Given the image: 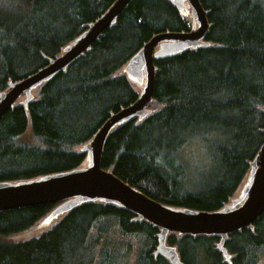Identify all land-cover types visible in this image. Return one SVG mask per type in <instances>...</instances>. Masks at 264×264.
Returning <instances> with one entry per match:
<instances>
[{
  "label": "trees",
  "instance_id": "obj_1",
  "mask_svg": "<svg viewBox=\"0 0 264 264\" xmlns=\"http://www.w3.org/2000/svg\"><path fill=\"white\" fill-rule=\"evenodd\" d=\"M112 3L0 0V91L47 65ZM202 4L211 23L207 40L216 45L155 61L150 107L156 111L115 128L101 164L159 202L212 211L236 195L264 142V0ZM190 26L169 0H133L89 51L35 92L28 107L17 103L0 120V182L79 168L86 159L80 146L138 98L120 70L154 35ZM197 139L213 147L210 181L190 173L186 158ZM55 207L0 211V264H171L153 254L161 228L112 204L84 203L39 235L11 239ZM219 240L172 233L167 243L185 264H264V214L254 229L230 235L232 263Z\"/></svg>",
  "mask_w": 264,
  "mask_h": 264
},
{
  "label": "water",
  "instance_id": "obj_2",
  "mask_svg": "<svg viewBox=\"0 0 264 264\" xmlns=\"http://www.w3.org/2000/svg\"><path fill=\"white\" fill-rule=\"evenodd\" d=\"M132 1L113 0L112 5L96 20L87 24L85 30L65 45L59 55L49 57L47 65L27 77L10 81L9 87L0 91V120L17 103L28 107L29 102L35 99V92L89 51L107 28L117 23ZM169 1L191 19L192 28L154 35L120 70L137 88L138 98L119 112H113L93 137L80 146V151L86 152L82 165L33 179L0 182V211L57 204L27 234L38 235L42 232L36 231L40 225L47 223L50 227V222L58 221L77 206L99 202L125 208L136 215V220L145 219L160 227L154 255L166 257L171 264H184L177 247L167 243L172 233L218 236V249L232 263V256L226 247L230 234L243 228L253 229L254 223L264 214V142L253 160L249 161L250 168L236 195L221 208L212 211L159 202L116 176L111 169L102 167L105 143L112 130L133 119L140 122L156 111L149 107L154 100L157 72L155 61L189 49L214 45L206 40L211 24L202 0Z\"/></svg>",
  "mask_w": 264,
  "mask_h": 264
},
{
  "label": "rangeland",
  "instance_id": "obj_3",
  "mask_svg": "<svg viewBox=\"0 0 264 264\" xmlns=\"http://www.w3.org/2000/svg\"><path fill=\"white\" fill-rule=\"evenodd\" d=\"M189 146H192L191 144ZM212 149L213 147L208 145L205 141H202L200 139H197L193 142L192 150L193 152H189L188 148L185 147L184 150L186 153H190V159L186 158L187 161L192 162L190 164V173L193 177H196V179L199 182L202 181H210V176L212 173V167L214 166L213 157H212ZM189 170V168H188ZM54 221L50 222L51 225ZM49 223V224H50ZM48 227L47 223H44L40 225L36 231L41 232L44 229ZM27 232H23L21 234H18L14 236V239H20L24 237H30L32 235L26 234ZM36 234V233H35ZM33 234V235H35ZM132 259V255H131Z\"/></svg>",
  "mask_w": 264,
  "mask_h": 264
},
{
  "label": "bare ground",
  "instance_id": "obj_4",
  "mask_svg": "<svg viewBox=\"0 0 264 264\" xmlns=\"http://www.w3.org/2000/svg\"><path fill=\"white\" fill-rule=\"evenodd\" d=\"M190 20H191V19H190ZM89 23H90V22H88L87 24H89ZM87 24H85V26H86ZM210 24H211V23H210ZM114 25H115V24H114ZM112 26H113V25H112ZM110 27H111V26H110ZM85 28H86V27H85ZM191 28H192V21H191V26H190V28H189L188 30H190ZM84 30H85V29H84ZM188 30H187V31H188ZM185 31H186V30H185ZM208 32H209V31H208ZM81 33H82V32H81ZM81 33H80V34H81ZM207 34H208V33H207ZM206 40H207V36H206ZM207 41H210V40H207ZM210 42H212V41H210ZM212 43H214V42H212ZM214 45H216V44L214 43ZM214 45H211V46H214ZM201 47H209V46H201ZM198 48H200V47H198ZM198 48H196V49H198ZM10 81H13V80H10ZM10 81H9V83H10ZM8 87H9V85H8ZM35 97H36V95H35ZM33 100H34V99H33ZM33 100H32V101H33ZM153 102H154V100H153ZM29 103H30V102H29ZM28 105H29V104H28ZM12 108H13V107H12ZM12 108H11V109H12ZM120 110H121V109H120ZM120 110L116 111V113L119 112ZM113 130H114V129H113ZM113 130H112V131H113ZM254 157H255V156H254ZM252 160H253V159H252ZM250 161H251V160H250ZM131 186H132V185H131ZM133 187H134V186H133ZM137 189H138V188H137ZM77 207H78V206H77ZM51 226H52V225H51ZM51 226L48 227L47 229H50ZM35 227H36V224H35L33 227H31V228H29L28 230H26L25 232L28 233L30 230L34 229ZM47 229H46V230H47ZM250 229H251V228H250ZM253 229H254V228H253ZM241 230H242V229H241ZM239 231H240V230H239ZM27 233H26V234H27ZM233 233H234V232H233ZM231 234H232V233H231ZM231 234H230V235H231ZM38 235H39V234H38ZM184 235H185V234H184ZM189 235H191V234H189ZM180 236H182V235H180ZM192 236H194V235H192ZM196 236H197V235H196ZM229 237H230V236H229ZM11 239H14V236H13ZM177 250H178V249H177ZM227 250H228V249H227ZM178 252H179V251H178ZM228 252H229V251H228ZM229 253H230V252H229ZM153 254H154V252H153ZM230 254H231V253H230ZM179 255H180V253H179ZM133 256H134V255H133ZM133 256H132V260L135 262V259H134ZM160 256H161V255H160ZM231 256H232V254H231ZM180 257H181V256H180ZM224 258H225V257H224ZM231 258H232V257H231ZM225 260H226V259H225ZM181 261H182V259H181ZM226 261H227V260H226ZM182 262H183V261H182ZM183 263H184V262H183ZM184 264H185V263H184Z\"/></svg>",
  "mask_w": 264,
  "mask_h": 264
}]
</instances>
